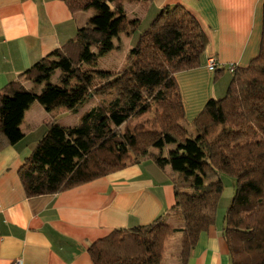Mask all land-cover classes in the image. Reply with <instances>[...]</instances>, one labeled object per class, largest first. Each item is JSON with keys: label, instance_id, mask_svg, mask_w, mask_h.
Segmentation results:
<instances>
[{"label": "trees", "instance_id": "obj_1", "mask_svg": "<svg viewBox=\"0 0 264 264\" xmlns=\"http://www.w3.org/2000/svg\"><path fill=\"white\" fill-rule=\"evenodd\" d=\"M150 2L65 0L72 14H97L0 90V150L22 140L19 127L33 102L49 114L65 108L74 115L95 99L76 125L64 126L58 117L46 124L18 171L25 194L56 195L148 159L169 168L171 212L182 224L158 220L113 230L89 246L93 264H162L164 244L175 233L181 235L179 264H187L200 234L216 224L222 176H230L235 189L221 225L230 264H264V3L257 56L228 72L225 96L207 102L192 123V137L175 75L199 67L207 38L185 8L161 9L119 70L98 68L120 34L140 25L127 18L124 4ZM221 72L214 70V80ZM24 82L45 86L36 93Z\"/></svg>", "mask_w": 264, "mask_h": 264}, {"label": "crops", "instance_id": "obj_2", "mask_svg": "<svg viewBox=\"0 0 264 264\" xmlns=\"http://www.w3.org/2000/svg\"><path fill=\"white\" fill-rule=\"evenodd\" d=\"M263 3L151 0L148 5L124 4L127 18L140 24L145 11L151 13L152 23L161 9L180 5L206 35L199 67L175 75L189 127L209 100L225 93L229 83L226 67L245 68L257 56ZM96 14L95 9L72 14L65 0H0V90L71 40L79 28L89 26ZM130 36L120 34L115 44L129 41ZM210 59L216 70H224L216 80L214 71L208 69ZM24 86L39 93L45 84L24 82ZM53 117H59L57 110L49 114L33 102L19 127L22 140L0 150V264L15 259L23 264H93L88 248L95 241L113 230L163 221L175 206L169 168L161 170L148 159L56 195L28 197L18 171ZM221 227L215 224L200 234L187 264H230ZM162 264H166L164 254Z\"/></svg>", "mask_w": 264, "mask_h": 264}, {"label": "rangeland", "instance_id": "obj_3", "mask_svg": "<svg viewBox=\"0 0 264 264\" xmlns=\"http://www.w3.org/2000/svg\"><path fill=\"white\" fill-rule=\"evenodd\" d=\"M146 12L147 11L143 12V15H141V17L143 19H141L142 23L139 25L138 29L135 31L129 32V34H131L130 37H132V38L129 41L124 39L123 43L119 44V45H116L114 43L115 44L114 49L109 54H107L106 56H104L103 58H101L98 61V68L99 69L115 71L117 68V65H119L120 63H123V60L125 58V51L127 49H129L130 47H133L136 44L139 36L142 33H144L145 30H147V28H150V24H151L150 21L151 20L149 19V16H151V13L148 14ZM57 75L51 79V81H50L51 83L56 82ZM225 76L228 77V79H229L228 81L230 82L231 75H229L228 73H225ZM225 93H226V91H225ZM225 93H223V95L221 97H219L218 99L223 98L225 96ZM95 103H96L95 99L88 101V103H86L83 106L82 110H80V113H78L75 116H73L71 114H66L65 108L57 109V113L59 116L58 117L59 122L64 126L76 125L79 122L80 117L82 115L81 111L83 112V110L90 109V107H92ZM149 119H151V118L147 117V118L141 120V122L146 121V123H147L149 121ZM187 130H188L189 134H191V135H192V133L196 134L195 129L192 127H189L188 125H187ZM152 151L158 152L159 150L153 149ZM221 179H222V183H223V191H222L221 199L219 202L218 211L216 214L217 215L216 216V226L222 225V218L225 215L227 208L230 206V203L232 201V198H233V195L235 192L234 181L232 180V178L230 176H222ZM176 217H177L176 214L174 212H171L163 220V222L170 225L171 227L178 228L179 226H181L182 222L180 220H177ZM180 242H181L180 233H175V234H173L167 238V240L164 244V247L166 249L164 250L165 252L163 251L166 264H178L179 263L178 259H179V252H180Z\"/></svg>", "mask_w": 264, "mask_h": 264}, {"label": "built area", "instance_id": "obj_4", "mask_svg": "<svg viewBox=\"0 0 264 264\" xmlns=\"http://www.w3.org/2000/svg\"><path fill=\"white\" fill-rule=\"evenodd\" d=\"M208 69L210 71H214L216 69V64H215V61L213 59H210L209 60V63H208ZM226 70L229 72V73H232L236 70V65H229ZM11 264H23V261L21 259H15L11 262Z\"/></svg>", "mask_w": 264, "mask_h": 264}]
</instances>
